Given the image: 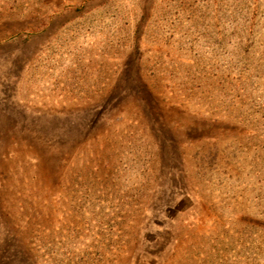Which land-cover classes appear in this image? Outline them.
Masks as SVG:
<instances>
[{"label": "rangeland", "instance_id": "374dc122", "mask_svg": "<svg viewBox=\"0 0 264 264\" xmlns=\"http://www.w3.org/2000/svg\"><path fill=\"white\" fill-rule=\"evenodd\" d=\"M0 264H264V0H0Z\"/></svg>", "mask_w": 264, "mask_h": 264}]
</instances>
